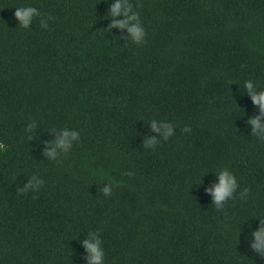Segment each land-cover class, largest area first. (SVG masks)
Here are the masks:
<instances>
[{
	"label": "trees",
	"instance_id": "trees-1",
	"mask_svg": "<svg viewBox=\"0 0 264 264\" xmlns=\"http://www.w3.org/2000/svg\"><path fill=\"white\" fill-rule=\"evenodd\" d=\"M113 2L0 0V264H88L96 230L104 264H264V113L244 87L264 91V0H130L144 44ZM27 5L46 15L23 28ZM224 168L239 187L218 208Z\"/></svg>",
	"mask_w": 264,
	"mask_h": 264
},
{
	"label": "clouds",
	"instance_id": "clouds-1",
	"mask_svg": "<svg viewBox=\"0 0 264 264\" xmlns=\"http://www.w3.org/2000/svg\"><path fill=\"white\" fill-rule=\"evenodd\" d=\"M111 16L113 18L123 15V19L116 20L113 19L112 27H120L126 28L128 32L131 34V39L135 44H144L146 43L147 30L144 27L140 13L134 10L133 4L130 0H114V2L110 5L109 9ZM42 14L40 10L34 6L27 5L23 7L16 8L15 16L19 21V24L23 28H28L31 24L33 18ZM48 19H52L51 16H48ZM40 24L43 28H47L48 24L46 21L41 20ZM245 89L249 93H253V101L259 106L261 112L264 113V91H260L256 94L257 84L252 80H246L244 84ZM153 127H163L164 129V138L167 137L168 132L173 127V121L170 119H157L152 118ZM250 123L253 125V131L264 127V123H262V116H256L250 120ZM55 130V129H54ZM161 137L154 138L155 140H159ZM79 139V133L75 130L63 131V138L57 139L55 141L57 145V149H63L65 152L68 149L73 147V142ZM264 139V137H261ZM146 144H152L153 139L149 137H145ZM5 149V145L0 143V151ZM47 155L49 157L54 158L56 156V150H46ZM126 175H131V173H126ZM219 175V183L214 186L213 189H210L214 192V202L218 206L221 205V201H225V198L230 196L234 190L239 187V181L237 176L229 169L224 168L218 171ZM110 183L114 186H118V181H110ZM43 184V180H40L36 175H33L30 178L29 183L25 186V188L20 189L21 192H27L28 190H37L38 185ZM106 195H111L113 188L105 187L103 189ZM249 192V189L244 188L241 191V195ZM226 203V202H225ZM254 241L252 246L257 250L264 252V227H260L258 230L253 232ZM87 251L89 252L88 264H104L105 260V249L103 247V242L99 234V230L90 231L88 233V239L83 241Z\"/></svg>",
	"mask_w": 264,
	"mask_h": 264
}]
</instances>
